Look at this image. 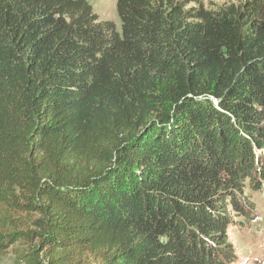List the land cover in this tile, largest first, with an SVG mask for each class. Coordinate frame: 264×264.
<instances>
[{
    "label": "trees",
    "instance_id": "1",
    "mask_svg": "<svg viewBox=\"0 0 264 264\" xmlns=\"http://www.w3.org/2000/svg\"><path fill=\"white\" fill-rule=\"evenodd\" d=\"M117 12L0 0V253L231 264L264 185V0Z\"/></svg>",
    "mask_w": 264,
    "mask_h": 264
},
{
    "label": "rangeland",
    "instance_id": "2",
    "mask_svg": "<svg viewBox=\"0 0 264 264\" xmlns=\"http://www.w3.org/2000/svg\"><path fill=\"white\" fill-rule=\"evenodd\" d=\"M93 7L94 12L99 15L101 20L113 21L118 30L121 29V20L117 12L118 0H87ZM207 8L213 9L216 6L229 4H240L243 0H201ZM246 198L250 199L252 208H248V216L232 215L241 223L230 231V241L234 244L236 257L231 264H264V185L261 190L247 189ZM23 229L36 230L33 223L28 220L21 224ZM36 244V241L33 242ZM26 246L15 244L6 252L0 253V264H27L22 259L26 252ZM45 263L44 254L41 253ZM83 264H93L91 260Z\"/></svg>",
    "mask_w": 264,
    "mask_h": 264
}]
</instances>
